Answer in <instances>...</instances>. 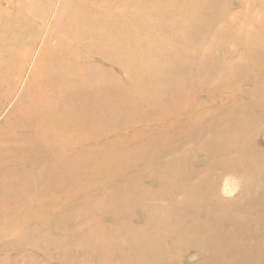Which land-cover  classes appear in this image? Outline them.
Returning a JSON list of instances; mask_svg holds the SVG:
<instances>
[{
    "label": "rangeland",
    "instance_id": "obj_1",
    "mask_svg": "<svg viewBox=\"0 0 264 264\" xmlns=\"http://www.w3.org/2000/svg\"><path fill=\"white\" fill-rule=\"evenodd\" d=\"M0 163V264L263 261L264 0H0Z\"/></svg>",
    "mask_w": 264,
    "mask_h": 264
},
{
    "label": "bare ground",
    "instance_id": "obj_2",
    "mask_svg": "<svg viewBox=\"0 0 264 264\" xmlns=\"http://www.w3.org/2000/svg\"><path fill=\"white\" fill-rule=\"evenodd\" d=\"M52 67H56V68H58V69H60L61 68V59L59 60V61H57V62H53L52 63ZM60 81H61V75H60ZM49 93H54V89H51V91L49 92ZM47 94V93H46ZM39 96V95H38ZM46 109H48L50 112H51V115H53L54 117L51 119V120H48V121H44V120H42V119H40V117H39V114L43 111V107L41 106V107H35V106H32V110H30L29 112L28 111H26V115H25V113L23 114V115H21V119L18 121V125H20L21 126V128H19L20 129V131H19V134H18V136H29V137H31L32 139H35V143H40V144H42L43 145V142H45V144L47 143V146H46V149H45V152H46V154H51V152L53 151V148H54V145L52 144V139H56V140H59V139H57L56 138V135L55 134H51V133H48L47 131H50V130H57V131H59V132H61V125H59V123L61 122V105L60 104H58V105H56V102H53V103H50V102H48L47 103V105H46ZM88 108L86 107L85 108V110H87ZM54 111H57V113H55ZM36 113L35 115H31V114H33V113ZM24 115H25V119H24ZM19 119V118H18ZM249 122H254V120H252V121H249ZM25 123L27 124V125H29L30 127H32L33 125H35V123H37V125H36V127H40V128H44V130L43 131H38L37 133H36V131L35 132H33V131H31V132H28L29 131V129H27L26 128V126H25ZM25 128V130H23ZM32 128H34V127H32ZM231 130L229 129V126L228 127H225L223 130H222V132H225V133H228V132H230ZM248 132H249V130H247ZM234 133H229V134H227V135H233L234 136V139H235V141H236V144H237V141H239L240 140V138L242 137V136H246L245 135V130L244 131H242V128H239V127H235L234 128V131H233ZM260 132V131H259ZM254 135L256 136L257 135V133H253L252 134V136L251 137H247V140L245 141L246 143H249L250 142V140L251 139H253L252 137H254ZM33 143V142H32ZM34 144V143H33ZM238 147V150L240 151L241 149H242V153H244V151L245 150H247V149H249L250 148V143H249V146H237ZM15 150H18V148H15ZM15 150H13V152H15ZM41 152H44V149L43 148H35L34 149V153H36V154H38V153H41ZM29 153H31L30 151H29ZM241 153V152H240ZM44 157V156H43ZM45 158V157H44ZM59 161V160H58ZM242 163H244L245 164V162L244 161H242ZM1 164V163H0ZM264 165V164H263ZM245 166H246V164H245ZM38 167H40L39 165L37 166V168ZM256 167V166H255ZM248 168L249 169H247L248 170V172H250V170H253V168H250V165H248ZM3 169H2V167L0 166V172L2 171ZM186 182H187V180H183L182 181V184H186ZM17 183L16 182H14L13 181V178H10V175H8L7 174V176H3V175H0V194H2L3 196H5V193L6 192H13V191H16V189H17V185H16ZM161 184H162V182H161ZM172 185V186H170L166 191H168V190H170V191H172V188L174 187V186H176L178 189H180V187L181 186H184V185ZM164 186V185H163ZM196 188H197V186L195 185V186H193V188H191L192 189V191L193 192H201L200 190H196ZM165 191V193L169 196L170 194H171V192H166ZM182 198H184V200H188V201H190L189 203H193L194 204V202H195V198L194 197H192V196H188V195H184V196H181ZM171 199H173V198H171ZM33 201V203H35L37 206H35V207H33L32 209H30V212L32 213V215H38L40 212H41V210H42V206H43V201L42 200H32ZM198 206H201L202 204H200V202H198ZM29 212V213H30ZM47 217V216H46ZM219 219H221L222 221H224V222H228L227 220L228 219H225L224 217H221V218H219ZM203 226H206L207 227V229H209V227L210 226H208L206 223L203 225ZM173 229L175 230V231H178V233H176V234H173V235H171V234H168L167 233V237L168 238H171V237H177L178 236V234H179V236H180V238H185L186 240L190 237V238H192V236H191V234L190 235H186L185 233H183L184 231L185 232H187V229H186V227L183 225V224H181V223H178V224H175V225H173ZM219 230H221L223 233L222 234H220V236L222 237V236H231V235H234V234H232V232H234V233H237L238 235L241 233V230L240 229H238V231L236 230H234V231H229L228 229H221V228H219ZM210 233H213V234H216V231H214V232H210ZM184 239V240H185ZM181 240H183V239H181ZM144 245V244H143ZM258 245V244H257ZM257 245H250L252 248L253 247H255V246H257ZM133 247H135V249H137V248H142V249H144L143 248V246H141V247H139V246H136V245H132ZM145 246V245H144ZM243 246H245V247H247L248 249H249V252H253V250H251L250 248L251 247H248L247 245H245V244H241V250H242V248H243ZM218 249V248H217ZM214 251H215V249H214ZM224 252L223 253H225V252H227L228 250L227 249H225V250H223ZM257 251H259V252H261V249H259V250H257ZM147 253V254H146ZM145 253V255H143V260L141 261V263L140 264H145V261L146 262H148V260L149 259H151V261H154L155 259H156V253H155V250H154V248L153 247H150V248H148V250H147V252ZM256 253V252H255ZM254 253V254H255ZM258 255V254H257ZM235 259L233 260V263L234 264H240V263H242V264H246L245 263V261H243V260H239L240 258H239V255L237 254L235 257H234ZM251 258V256H247L246 257V261L247 262H249V260H250V263L251 264H259V262H261V264H264V260L262 261V260H258L257 262H254L252 259H250ZM255 259H257V257L255 258ZM222 264H224V263H222ZM230 264V263H229Z\"/></svg>",
    "mask_w": 264,
    "mask_h": 264
}]
</instances>
